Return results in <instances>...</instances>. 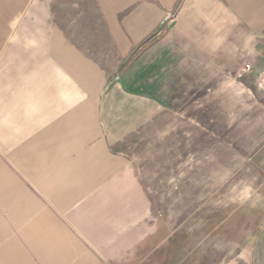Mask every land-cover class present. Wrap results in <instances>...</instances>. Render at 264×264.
I'll return each mask as SVG.
<instances>
[{"label": "crops", "instance_id": "crops-1", "mask_svg": "<svg viewBox=\"0 0 264 264\" xmlns=\"http://www.w3.org/2000/svg\"><path fill=\"white\" fill-rule=\"evenodd\" d=\"M21 20L19 61L49 87L9 94L2 73L0 264H137L148 198L100 124L112 111L74 108L73 94H147L151 109L155 94L240 95L231 125L264 131V0H0V54ZM262 226L241 264H264Z\"/></svg>", "mask_w": 264, "mask_h": 264}, {"label": "rangeland", "instance_id": "rangeland-1", "mask_svg": "<svg viewBox=\"0 0 264 264\" xmlns=\"http://www.w3.org/2000/svg\"><path fill=\"white\" fill-rule=\"evenodd\" d=\"M22 26L24 20L0 54V94L8 69L9 94H32L33 87L46 94L49 76L35 81L33 58L19 61ZM90 95L73 94L74 108L91 109L96 99L112 111L99 115L100 124L115 135L114 150L132 161L150 204L148 217L139 220L151 230L139 241L137 264H241L242 248L263 229L264 185L252 159L264 131L257 123L231 125L242 119L240 95L155 94L159 103L152 109L147 94ZM227 103L234 107L228 114Z\"/></svg>", "mask_w": 264, "mask_h": 264}, {"label": "trees", "instance_id": "trees-1", "mask_svg": "<svg viewBox=\"0 0 264 264\" xmlns=\"http://www.w3.org/2000/svg\"><path fill=\"white\" fill-rule=\"evenodd\" d=\"M152 40L153 39H150L149 41H147L146 44H145V46H143V48L146 47L148 44H150L152 42Z\"/></svg>", "mask_w": 264, "mask_h": 264}, {"label": "built area", "instance_id": "built-area-1", "mask_svg": "<svg viewBox=\"0 0 264 264\" xmlns=\"http://www.w3.org/2000/svg\"><path fill=\"white\" fill-rule=\"evenodd\" d=\"M247 69H249L250 68V66L249 65H247V67H246Z\"/></svg>", "mask_w": 264, "mask_h": 264}]
</instances>
